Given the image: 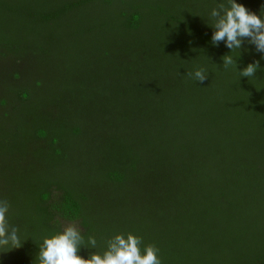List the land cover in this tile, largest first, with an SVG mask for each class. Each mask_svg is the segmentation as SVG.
I'll return each mask as SVG.
<instances>
[{
    "label": "trees",
    "instance_id": "1",
    "mask_svg": "<svg viewBox=\"0 0 264 264\" xmlns=\"http://www.w3.org/2000/svg\"><path fill=\"white\" fill-rule=\"evenodd\" d=\"M220 2L0 0V171L10 177L0 176V200L22 237L0 251V264H39L43 239L68 223L84 236L85 258L131 233L142 239V254L146 245L158 249L161 264H264V59L246 42L230 53L223 41L212 46L207 24ZM238 2L264 13V0ZM154 22L148 43L109 61ZM90 34L103 49L97 63L120 75L149 71L160 99L158 115L114 107L120 115L100 124L111 133L102 146L86 142L81 115H57L62 100L47 101L45 116L24 113L55 61L78 54L64 41ZM227 53L237 64L225 68ZM85 56L74 63L84 66ZM257 60L255 75L241 77ZM198 69L207 76L202 84ZM69 79L78 89L69 100L85 99L80 76ZM10 112L24 115L10 122Z\"/></svg>",
    "mask_w": 264,
    "mask_h": 264
},
{
    "label": "rangeland",
    "instance_id": "2",
    "mask_svg": "<svg viewBox=\"0 0 264 264\" xmlns=\"http://www.w3.org/2000/svg\"><path fill=\"white\" fill-rule=\"evenodd\" d=\"M87 22L88 21H86V23ZM158 23L159 22H154L152 25L149 24L144 28L141 34L131 36V39L128 38L123 41L121 48L112 50V57L109 61L111 62L116 58V53L120 56H126L127 53H131L134 49V45L140 48L141 44L148 43L153 35V33L150 32L151 28ZM78 39L79 40L76 39L77 41L75 40L74 42L70 40L64 41L63 46L71 45L72 50L78 54L75 55L71 61L65 62L63 58L61 61H55L54 65L56 66L51 67L52 70H48L50 71V74L42 85L40 91L41 95L34 98L33 102L25 107L26 109L24 113L27 114L28 112L27 115H32V117L34 115L45 116L47 115L46 112H44L48 107L46 104L47 101L62 100L61 105L57 107V115H60L61 117L65 116L64 121L69 118L67 115H81L83 125L85 126L84 137H86V142L91 146H102L106 141V139L102 137L105 134H111L105 133L109 132L110 129L108 131V129L100 125L101 122L104 121L105 115H120L118 114L120 113L119 109L123 110L127 115H158L157 100L160 99L154 96L156 88L151 84L153 81L150 82L153 77L149 71L145 70V72L139 73L138 75H120L114 65L104 62L101 65L100 63H97V60H100V52H102L103 49H101L102 46L98 43L97 38L95 39V34L81 36ZM97 43L99 44V47ZM81 46H84V53H82V56ZM84 54H86L84 66H79L78 63H74L75 60L83 57ZM64 62L66 65L62 66ZM59 69L60 71H55ZM38 73L42 74V71L39 70V68ZM3 75L4 68L0 60V100L2 99V94L4 92ZM77 75L82 79L86 98L80 99L79 97H74V99L69 100L68 96L70 94L67 92H78L77 86L72 84L69 77H76ZM118 88L129 91V98L127 96L116 98V91ZM134 90H136L135 93H133ZM61 95H64L65 97ZM119 104L122 108H114L120 106ZM1 112L0 108V115H2ZM24 113L18 112L17 114L16 112H10L8 114L10 115L9 121L15 122L18 119V115H24ZM1 147L4 146H0V149ZM2 175L6 179L10 178L4 176L3 171H0V176ZM70 225L77 227L73 223L66 224V227Z\"/></svg>",
    "mask_w": 264,
    "mask_h": 264
},
{
    "label": "clouds",
    "instance_id": "3",
    "mask_svg": "<svg viewBox=\"0 0 264 264\" xmlns=\"http://www.w3.org/2000/svg\"><path fill=\"white\" fill-rule=\"evenodd\" d=\"M209 19L211 25H207L212 29L210 41L213 47H219L223 41L230 53L234 49H241L246 42L264 59V13L252 12L238 0H222L211 10ZM228 53L221 56L225 68L237 64ZM259 67V60L249 63L239 70L241 77L254 76ZM193 75L201 84L207 79L202 69L196 70ZM9 207L6 201L0 200V251H10L22 242L19 229L8 224ZM96 244L95 236L90 235L87 245L95 248ZM141 244L142 239L134 234H117L108 242L103 255L91 252L85 258L79 254L85 248L84 236L77 227L70 225L43 239L38 260L39 264H161L158 249L146 245L142 254Z\"/></svg>",
    "mask_w": 264,
    "mask_h": 264
}]
</instances>
